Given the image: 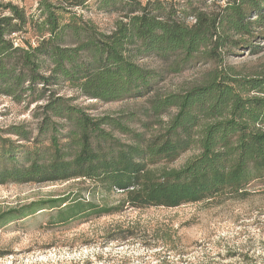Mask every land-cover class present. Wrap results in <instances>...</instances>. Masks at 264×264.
Wrapping results in <instances>:
<instances>
[{
	"label": "trees",
	"instance_id": "obj_1",
	"mask_svg": "<svg viewBox=\"0 0 264 264\" xmlns=\"http://www.w3.org/2000/svg\"><path fill=\"white\" fill-rule=\"evenodd\" d=\"M88 1L38 0L37 17L0 1V94L34 104L36 120L0 128V184L89 180L121 193L115 207L121 209L242 196L264 180V64L244 73L225 61L243 50L258 52L264 0H227L195 11L191 24L161 0H94L98 9L119 14L110 31L77 12ZM28 23L36 43L15 42L12 35ZM150 55L160 67L140 63ZM208 62L187 88H154L165 74ZM61 83L75 95L53 90ZM78 96L144 103L94 115L74 102ZM187 150L195 153L169 166ZM95 206L79 192L4 214L13 220L49 209L61 223L90 210L109 212Z\"/></svg>",
	"mask_w": 264,
	"mask_h": 264
},
{
	"label": "rangeland",
	"instance_id": "obj_2",
	"mask_svg": "<svg viewBox=\"0 0 264 264\" xmlns=\"http://www.w3.org/2000/svg\"><path fill=\"white\" fill-rule=\"evenodd\" d=\"M0 1L23 8L27 16L38 15V0ZM161 1L168 10L173 7V17L191 24L195 11L213 10L227 0ZM76 10L103 31L112 30L119 17L117 12L98 9L94 0ZM12 38L22 45L24 40L35 44L37 35L28 23ZM255 42L260 45L258 52L243 50L225 61L244 73H252L264 64V38ZM139 61L148 67L161 66L154 55ZM211 66L210 62L199 63L179 73L165 74L154 88L160 92L187 88ZM53 90L65 96L75 95L67 83ZM74 102L88 106L94 115H102L135 109L144 103V98L102 102L78 96ZM33 107L34 104L0 94V128L22 122L32 125L36 121ZM194 153L195 150L183 152L169 166H180ZM79 192L86 201L95 207H107L109 212L90 210L58 223L52 218L55 210L42 209L5 220L4 213L9 209L18 210L37 200ZM122 196L79 178L0 184V264H264V180L250 183L242 196L219 194L175 207L126 204L115 208Z\"/></svg>",
	"mask_w": 264,
	"mask_h": 264
}]
</instances>
